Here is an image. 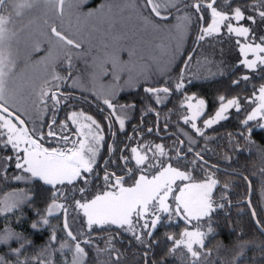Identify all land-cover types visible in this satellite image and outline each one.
<instances>
[{
  "label": "trees",
  "instance_id": "trees-1",
  "mask_svg": "<svg viewBox=\"0 0 264 264\" xmlns=\"http://www.w3.org/2000/svg\"><path fill=\"white\" fill-rule=\"evenodd\" d=\"M99 1L92 0L89 7H96ZM105 1L108 3L111 0ZM193 2L194 0H184V3L178 5L181 9L179 12L186 13L192 9L187 5ZM257 2L258 0H217L216 6L226 13H231L234 8L240 7L245 16H248L254 15L255 11L264 10V8L254 10L248 7ZM192 10L195 12V9ZM177 13L175 9H165L162 15L167 16V20L159 18L153 20L172 24L179 17ZM191 14H189L191 19L187 23L189 35L186 47L167 72H163L164 74L152 81L125 90L119 91L112 87L107 89V98H110L115 107L114 115L113 109L108 108L100 98L77 88L72 90L67 84H63L64 80L53 82L59 84V92L62 93L60 103L54 110L51 100L48 101L47 109L40 101L38 102L39 99L36 101V105L42 107L40 112L44 114L37 126H41L39 132L42 131L46 137L48 129L45 121L51 122L53 117L57 125L66 122L71 127L68 117L72 112L84 113L96 121L103 139L91 173L83 174V178H78L73 184L66 183L54 187L45 184L39 178H27L29 174L15 167V153L11 147H5L0 143V200L4 201L6 193L8 196L14 193V198L18 202L12 211L0 212V233L7 228L20 234L21 237L13 238L6 244L0 243V258L3 259L4 264H71L74 242L67 237L64 229L62 220L64 211L48 216L49 223L46 225L41 219L53 199L54 192L63 193V195L58 194L55 199H61L67 207L68 225L77 236V240L92 241L91 244H81L87 253L83 264H114L115 251L98 252V248L106 247V240L109 237L112 238L114 249L120 254L119 264H194L190 253L183 246L174 252H169L173 242L168 240L167 236L180 238L186 226L180 218L175 220V216L169 218L164 215L157 228L153 230L152 236H142V243L137 241L131 232L115 225H94L91 229H87L83 215L74 205L76 200L91 198L105 190V172H115L117 176H125V185L133 184L139 171L129 178L126 175L125 162L121 157H131L130 149L133 145L138 147L148 145L154 149L157 144L162 145L165 152L164 156L159 157L160 161L164 164L171 163L173 167L186 171L190 174L191 181H201L209 175L214 176L218 181L212 193L215 210L210 219L191 221L192 225H197L207 233L204 247H196L201 255L195 264H264V235L254 225L247 205L251 187V205L260 225L264 228V208L260 201V190L264 186V171H261L264 169V127H259L252 121L244 124L243 109L232 111L225 119L204 128L200 133L193 129L191 123H186L184 120L187 114L185 96L194 95L204 99L206 108L199 119V122H202L217 109L221 103L219 99L221 96L225 99L246 96L264 84V64L259 65L254 71H248L239 63L237 37L223 32L210 40L206 39V43L213 45L214 48L221 47L223 53H229L228 60L220 63L217 75L212 78H190L193 74L188 73L187 66L196 61L198 52L195 37L200 28L207 25L211 11L202 9L200 15H203V19H200V15L193 18ZM255 20V23L247 19L242 22L250 29L246 39L253 42L255 38L254 42H260V37H264V20L258 15H255ZM68 47L73 49L71 46ZM58 65L62 68V65ZM80 65L81 63L76 60L72 68L78 72L83 67ZM182 72L184 87L177 90L175 86L180 82ZM59 76L68 77L61 70ZM244 76L248 79H242ZM233 81L239 82L233 83ZM46 87H51V84ZM146 87H167L169 92L152 94L145 91ZM63 93L66 97H63ZM117 116L125 121L123 129L120 128ZM22 117L25 119L23 115ZM25 121L31 130L30 122L27 119ZM67 127L53 131L64 132L67 135L75 133L74 129L69 130ZM149 129L152 131L149 132ZM59 137L56 136L45 144L55 146ZM150 153L152 157L151 151L147 152V155L149 156ZM197 153L203 158L202 160L196 156ZM6 157L13 158L7 160ZM127 168H135L134 160L127 164ZM149 173L153 172L149 171ZM16 176L26 178L16 180ZM81 188L85 189L83 194L79 191ZM33 223L37 224L36 228H32ZM209 223L212 232H208ZM143 231L137 228L138 234ZM53 232L56 234L55 241L50 240ZM66 240L73 247L61 248V243ZM238 241L244 242L245 246L238 247ZM14 249H20V252L16 253Z\"/></svg>",
  "mask_w": 264,
  "mask_h": 264
},
{
  "label": "snow or ice",
  "instance_id": "snow-or-ice-1",
  "mask_svg": "<svg viewBox=\"0 0 264 264\" xmlns=\"http://www.w3.org/2000/svg\"><path fill=\"white\" fill-rule=\"evenodd\" d=\"M41 3V0H0V143H3L5 147L10 146L11 150L15 153V167L22 172L29 174L27 178H39L45 184L56 186L73 184L78 178H83V173H91L93 171V165L95 163V157L98 152L99 142L103 139L102 135H99V125L90 116H85L83 113L72 112L68 120L73 124L78 123L79 117L83 116V119L91 121L90 124H83L78 129L80 136H85L84 129H88L86 139H80L73 141L69 146V137L64 135L57 140V147H44L41 140L45 138L44 133L41 131L37 134V130L33 127L31 130L25 125V120L21 118L22 114H17L19 110L15 108L13 97L9 92L8 80L10 74L16 67L17 54L11 51L10 41L17 36V32L10 29L9 25L13 23V14L16 17L22 15L23 10L32 9ZM43 3L51 5L56 13L63 16L64 5L66 0H43ZM184 3V0H145L144 7L149 8L152 15L143 17L146 24H152L154 18L160 20H167L168 17L162 15L161 9L166 10L175 9L179 12L181 9L179 4ZM217 0H210L205 3L204 0H194L193 3L187 5L188 7L195 9L196 13H201V10L211 11V23L206 28L202 29V35L198 38L204 39L205 36L217 34L221 30V26H225L229 33H236L237 36L246 37L250 33L248 27H233L232 23H225L232 19L237 22L247 19L248 21L255 23V15H258L261 20H264V10H258L264 8V0H258L257 3L248 5L255 11L254 15L245 16L240 7H236L231 13L218 10ZM134 6V5H133ZM104 5L101 6L103 8ZM10 10V11H9ZM91 14V13H90ZM179 28H183L190 21L191 17L186 13L184 16L177 17ZM200 19H203V15H200ZM159 27V25H153ZM51 34L56 38L58 42H62L64 46H72L79 49L81 47L74 39H70L67 35H64L61 31H58L55 26H52ZM253 38L252 43L239 45V50L245 57L250 52L255 57L254 59L245 58L243 63L247 68H255L257 62L264 64V37H260V42L255 43ZM41 50L39 44L33 46V51L39 52ZM48 57H52L51 50L48 52ZM68 66L71 68V57L68 58ZM191 60V57H189ZM104 64L99 65L101 74L108 75L109 69ZM111 72L114 74L115 79H119V73L128 72L132 73L133 67H129L122 62H118L115 58L111 61ZM187 66V62H186ZM71 78L69 72L68 77H61L59 75H53L52 81H45V84H51V87H42L38 96L41 105L47 109L48 101H52V109L54 110L56 105L60 103V97L62 93L59 92V84L53 83L55 81H63ZM242 79L247 80L248 77L244 76ZM239 81H233L238 83ZM76 82L74 81V84ZM176 89L179 90L184 87L183 84V72L181 73L180 82L176 84ZM55 89V90H53ZM146 92L152 94L169 92L167 87L163 88H146ZM193 97H186V100L191 101ZM221 104L219 110L215 113L213 118H210L204 122L205 127L217 123L220 120L225 119L224 113L231 107L235 106L239 110L238 98L227 100L225 103V97L221 96ZM259 103L252 112L243 121L247 124L249 121L256 119L258 116H264V86L259 89V96L256 97ZM159 101V95H157ZM104 103L108 108L113 109V115L115 114V107L110 100H104ZM203 100H198L195 105L188 103V108L193 109L192 120H195L200 115V109L204 106ZM119 121L120 128H124L125 121L120 117H116ZM15 121V122H14ZM185 122L188 123V118L185 117ZM56 125V120L53 117L52 121L48 124L47 137L55 138L56 132L53 131V127ZM95 125L97 132H92V127ZM67 123L60 125L61 129H66ZM192 127L196 129L198 133L201 129L197 128L196 124H192ZM264 127V126H262ZM149 132L152 129L148 130ZM61 142H63L62 146ZM153 152V156L150 158L147 152ZM131 157L122 156L121 159L125 162L126 175L131 178L136 171H139V176L135 178L134 183L131 186H125V176H117L115 172H105V190L94 195L92 199L76 200L74 202L75 208L83 211V215L87 218V225L89 229L93 225H116L119 228H124L133 234L137 241L143 243L142 236H152L153 230L157 228V225L161 222V213H168L169 218L173 212L180 214L183 212L184 219L191 223L192 220L197 222L204 218L211 217L214 209L212 200L213 189L217 186L218 181L209 175L202 182H190L185 183L182 187H178V194L174 189L177 180L189 181L191 176L189 173L181 171L179 168H175L171 163L165 165L160 161L159 157L164 156V147L160 144L155 145V148L148 145H142L138 147H132L130 149ZM158 153V155H157ZM199 159H203L199 153L196 154ZM13 157H6L7 160H11ZM135 162V168H127V164ZM107 163V162H106ZM149 171L154 174L149 178ZM264 171V169H261ZM25 176H16V180L25 179ZM87 184V180H85ZM227 188V185H225ZM83 194L84 188L79 189ZM63 193H53V199L47 206L45 215L41 217L43 224H48V216L53 215L59 210L64 211V229L67 237L74 242V255L71 264H83L84 257L87 255L84 247L81 244H91L90 239L84 241H78L77 236L73 234L68 225V209L64 204L57 203L55 197ZM173 197L175 201V208L173 209L169 203V197ZM17 201L9 202L7 200L0 201V212H10L17 206ZM251 202L249 201V204ZM223 207V205H220ZM39 215V213H38ZM253 216L255 211L253 210ZM142 221V223H141ZM259 225V221H257ZM37 224L33 223L32 228H36ZM137 228L144 230L141 233H137ZM264 231V228L261 229ZM213 229L209 223L208 232H212ZM207 233L200 231L199 228L194 230H188L187 228L180 234V238L176 239L174 236H167L168 240L173 242V247L169 249V252H174L177 248L183 246L187 249L193 258V262L200 257L201 253L194 249V245H198L200 248L204 247L205 237ZM13 238H21L20 234L13 232L11 229H4L0 233V243L6 244ZM51 241L56 240V234L50 237ZM238 247L243 248L244 242L238 241ZM23 247V245H21ZM73 247L67 240L61 243V248ZM115 251L114 264H119L120 254L116 251L112 245V238L109 237L106 240V247L103 249L98 248V252ZM16 253L20 252V249L13 250ZM0 264H4L2 258H0Z\"/></svg>",
  "mask_w": 264,
  "mask_h": 264
},
{
  "label": "rangeland",
  "instance_id": "rangeland-1",
  "mask_svg": "<svg viewBox=\"0 0 264 264\" xmlns=\"http://www.w3.org/2000/svg\"><path fill=\"white\" fill-rule=\"evenodd\" d=\"M105 2V0H100L96 7H89L92 0H66L63 16H60L51 5L45 4L43 3V0H41V3L32 9L23 10L21 16L16 17L13 14V23L9 25V28L16 31L17 36L10 41V47L11 51L14 54H17L19 58L17 59L16 67L9 76L8 88L13 97L15 108L19 110L17 114H22L25 119L30 122V128L36 127L38 133H40L39 131L41 126L38 127L37 125L41 122L42 115L44 116V114L40 112L42 107L36 105V101L39 99L38 94L42 87L47 86L45 81L51 82L53 75L60 74L61 68H59L58 64L62 66L68 65V59H65L69 56L71 57V64H75L77 60L81 63V65H83L78 72H73V78L71 79L72 86L78 90L85 91L94 97L100 98V100L104 103V100L110 99L107 98V89L109 87L120 91L131 88L140 83L149 82V80L152 81L157 76L164 74L165 71L167 72L186 47L189 35L188 24L183 28H179L178 24L180 22L178 19H175L172 24L161 23L156 20H153L152 24H146L143 17L151 15V12L149 8L144 7L145 0H111L108 3ZM101 3L104 5L103 8H101ZM182 8L184 9V6ZM161 12L163 14L165 9L162 8ZM187 12H189V14L192 13L191 16L193 18H197L200 15V13H196L192 9H189L186 13ZM186 13L185 11H181L177 14H179L178 16H184ZM49 22L52 24L55 23L58 31H61L70 39L76 40L80 43L81 47L79 49H72L68 46H64L62 42H58L56 38L50 34V25L52 24ZM209 23H211V17H209L207 25ZM225 23H232L233 27H247L242 20L237 22L232 19L230 21H226ZM153 25H159V27H154ZM207 25L201 27L195 37L196 45H198V52L196 55V61L194 63H189L187 66L188 73L193 74V77L190 78H212L217 75L220 63L228 60L227 57L229 56V53H223L221 52V47L214 48L213 45L206 43V39L210 40L220 33L224 32L229 34L227 28L222 25L219 33L205 36L202 40L198 39L202 35V29L206 28ZM231 34L238 39V51L240 55L239 63H241L245 58L254 59L255 57L252 53L249 52L247 57H245L239 50V45L252 43L246 39L247 36L241 37L237 36L236 33ZM35 44L40 45L41 50L39 52L33 51V46ZM49 50H51L52 53L51 58L48 57ZM113 58L129 67H133L132 73H119L120 78L115 79L114 74L111 72V61ZM60 59H62V61H60ZM105 61H107L105 66L109 69L108 75L101 74L99 70V65L104 64ZM241 64L248 71H254L259 65H261L257 62V66L250 69L243 63ZM56 66L58 70L56 69ZM74 81L76 82L75 84ZM261 86H264V84L257 87L253 93L249 95L230 97L225 99L224 102L226 103L227 100L238 98L239 110H244L246 120L253 108H255L259 103L256 97L259 96V89ZM186 97H193V99L188 101L186 100ZM198 100L204 101L203 98L198 96H185L184 104L187 107V114L185 117L188 118L189 123L196 124L197 128L201 129L202 132V130L206 128L204 122L215 116V113L219 110L221 103L211 116L205 118L202 122H199V119L205 111L206 104L204 103V106L200 109V115L197 116L195 120L191 119L193 109H189L187 106L189 102L195 105ZM39 101L40 100H38V102ZM234 110L238 109L235 106L229 108L224 113V116H228V114ZM84 115L89 116L86 114ZM252 122H255L257 126L262 127L264 126V116H258L256 119L252 120ZM90 123L91 121L85 120L83 119V116H81L79 117L78 123L73 124L71 122L73 128L70 124L67 125V128L69 130L74 129L75 133H69L71 135L64 134V132L56 133V136H68L69 146H71L73 141L88 138L87 128L84 129L85 136H80L78 129L81 125ZM193 129L196 131L195 128ZM92 132H97L95 125L92 127ZM98 134L101 135V132L99 131ZM52 139L55 138L45 136V138L41 140V143L44 147H57L58 144L55 146L45 144V142H50L49 140ZM100 143L101 141L99 142L98 148ZM62 145L63 142H61V145L59 146ZM132 147L138 146L133 145ZM149 157L151 158V153L149 154ZM180 170L184 171L182 169ZM148 174L149 178H151V175L154 173ZM212 178L215 177L212 176ZM205 179L201 181L177 180L176 185H174L176 194H178V187H182L185 183H198L204 181ZM131 185L125 186L127 187ZM6 195L7 196H5L6 198L4 197V201H16L14 193H10L9 196L8 193H6ZM93 197L94 195L88 199H92ZM260 197L261 205L264 208V186L260 190ZM0 201H3V199ZM56 201L57 203L64 204L61 199ZM81 201L83 202V200ZM168 203L173 209L175 208V201L173 197H169ZM60 211L61 210L55 213ZM79 211L83 215V211ZM160 215L161 217L164 215L169 216L168 213H161ZM180 215L184 217L183 212H181ZM173 216H175V220L176 218H180L179 214L177 215L175 212L171 215V217ZM83 217L86 227L89 229L87 225V218L84 215ZM186 228L188 230H194L199 227L195 224L186 225L183 228V231ZM199 230L202 231L200 228ZM196 247L199 246L194 245L195 250Z\"/></svg>",
  "mask_w": 264,
  "mask_h": 264
},
{
  "label": "flooded vegetation",
  "instance_id": "flooded-vegetation-1",
  "mask_svg": "<svg viewBox=\"0 0 264 264\" xmlns=\"http://www.w3.org/2000/svg\"><path fill=\"white\" fill-rule=\"evenodd\" d=\"M10 11V10H9ZM50 23V22H49ZM54 23V22H53ZM52 26H57L55 23L54 24H52V25H50V29H51V27ZM51 32V31H50ZM72 47V46H71ZM74 48V47H73ZM75 64H71V68H69V66L68 65H66V66H62V68H61V71L63 72V73H66L67 74V76H69V72L71 73V76H72V74H73V72H75L76 73V70H74V68H72L73 66H74ZM73 78V76L71 77V78H69V79H65L64 81V83L63 84H67L72 90H74L75 89V87H73L72 86V84H71V79ZM64 92V91H63ZM63 97H66V94L65 93H63ZM47 124V129H48V124L50 123V122H48V121H45ZM60 128V125H54V127H53V130H61V129H59Z\"/></svg>",
  "mask_w": 264,
  "mask_h": 264
},
{
  "label": "water",
  "instance_id": "water-1",
  "mask_svg": "<svg viewBox=\"0 0 264 264\" xmlns=\"http://www.w3.org/2000/svg\"><path fill=\"white\" fill-rule=\"evenodd\" d=\"M21 118H22V117H21ZM22 119H23V118H22ZM25 125L27 126L26 122H25ZM250 197H251V187H250V189H249V194H248V197H247V205H248V208H249V210H250V213H251V216H252V220H253L254 225L256 226V228L258 229V231L261 232V233L264 235V231L261 230V229H262V226L260 225V223H259V225L257 224L258 219H257L256 214H255V216H253V210H254V209H253L251 203L249 204ZM250 202H251V201H250ZM179 217H180V220H181L184 224H186V225H191V223H189L187 220H185L184 217H183L182 215L179 214ZM62 220H63V225H64V220H65L64 212H63Z\"/></svg>",
  "mask_w": 264,
  "mask_h": 264
}]
</instances>
